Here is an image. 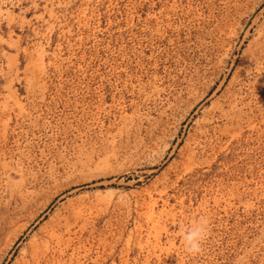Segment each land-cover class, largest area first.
<instances>
[{"label":"rangeland","instance_id":"rangeland-1","mask_svg":"<svg viewBox=\"0 0 264 264\" xmlns=\"http://www.w3.org/2000/svg\"><path fill=\"white\" fill-rule=\"evenodd\" d=\"M0 264H264V0H0Z\"/></svg>","mask_w":264,"mask_h":264},{"label":"clouds","instance_id":"clouds-1","mask_svg":"<svg viewBox=\"0 0 264 264\" xmlns=\"http://www.w3.org/2000/svg\"><path fill=\"white\" fill-rule=\"evenodd\" d=\"M209 234V221L206 217H199L191 225H186L182 232V241L186 253L192 256L200 255L204 250V243Z\"/></svg>","mask_w":264,"mask_h":264}]
</instances>
